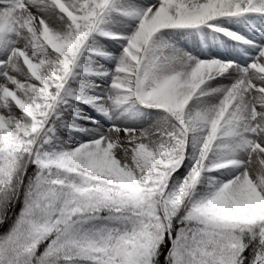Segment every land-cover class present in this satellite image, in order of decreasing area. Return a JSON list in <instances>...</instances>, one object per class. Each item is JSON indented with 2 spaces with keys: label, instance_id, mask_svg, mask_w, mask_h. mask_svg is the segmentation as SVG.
Instances as JSON below:
<instances>
[{
  "label": "snow or ice",
  "instance_id": "obj_1",
  "mask_svg": "<svg viewBox=\"0 0 264 264\" xmlns=\"http://www.w3.org/2000/svg\"><path fill=\"white\" fill-rule=\"evenodd\" d=\"M0 264H264V0H0Z\"/></svg>",
  "mask_w": 264,
  "mask_h": 264
}]
</instances>
